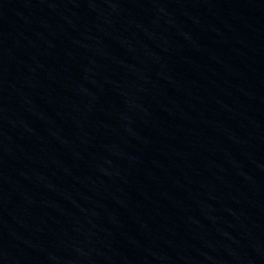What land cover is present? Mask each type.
Segmentation results:
<instances>
[{
	"label": "water",
	"instance_id": "95a60500",
	"mask_svg": "<svg viewBox=\"0 0 264 264\" xmlns=\"http://www.w3.org/2000/svg\"><path fill=\"white\" fill-rule=\"evenodd\" d=\"M0 264H264V0H0Z\"/></svg>",
	"mask_w": 264,
	"mask_h": 264
}]
</instances>
